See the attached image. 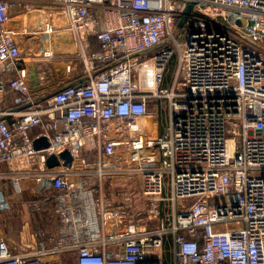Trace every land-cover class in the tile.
Listing matches in <instances>:
<instances>
[{
	"label": "built area",
	"instance_id": "built-area-1",
	"mask_svg": "<svg viewBox=\"0 0 264 264\" xmlns=\"http://www.w3.org/2000/svg\"><path fill=\"white\" fill-rule=\"evenodd\" d=\"M13 10L37 18L52 48L66 36L63 56L84 65L47 103L24 76ZM7 89L24 108L0 106V214L13 209L10 186L48 221L29 247L0 229V264H62L73 252L74 264H264V0H0ZM115 179H137L138 193L113 204L104 184ZM136 200L147 209L135 213Z\"/></svg>",
	"mask_w": 264,
	"mask_h": 264
},
{
	"label": "crops",
	"instance_id": "crops-1",
	"mask_svg": "<svg viewBox=\"0 0 264 264\" xmlns=\"http://www.w3.org/2000/svg\"><path fill=\"white\" fill-rule=\"evenodd\" d=\"M23 17L25 16L19 15L14 19L19 20V18ZM66 41L69 40L67 39ZM21 43V67L23 69L24 76L29 79L30 92L32 96L37 99H40V101L47 103L51 98V95L54 94L57 90L83 78L85 72L84 65L80 62H71L67 60L65 56H63V54L69 52V47L66 46L68 44L67 42L59 41V43L61 44H56L52 48V46L50 45V43H48V41H46V39H34L33 37H31L28 41H22ZM50 55H52V57H54L55 59L47 60L46 58ZM46 67H52L55 70V75L47 81H37L35 78L37 69H43ZM8 79H10L9 76ZM20 96L21 93L13 89H7L0 96L1 108L7 110H19L24 108V106H21ZM0 168H2L0 170H5L3 166H1ZM120 200L121 201H117L113 199L111 200V202L113 204H120L122 202V198H120ZM47 221L48 219L46 217L45 219H38V223L41 224L47 223ZM28 222L29 220H26L23 222V224L26 223L28 226L26 229L28 230L27 233L29 243L19 240L17 241V239L15 240L7 236L6 237L10 239L13 243L18 244L20 246H33L34 243H36V239L34 237V230L31 231V227L29 225L30 223ZM18 237L19 235H17L16 238Z\"/></svg>",
	"mask_w": 264,
	"mask_h": 264
},
{
	"label": "rangeland",
	"instance_id": "rangeland-1",
	"mask_svg": "<svg viewBox=\"0 0 264 264\" xmlns=\"http://www.w3.org/2000/svg\"><path fill=\"white\" fill-rule=\"evenodd\" d=\"M15 17H16V13L13 10L12 12L13 22L11 23V27H12V30H14V32L20 38L21 41L23 42L28 41L31 37H33L34 39H40V38L46 39L47 38V35L44 34L38 26V19L35 18L34 16L33 17L25 16L23 18H19V20L14 19ZM244 31L245 33L243 32L242 35L246 41H248L249 43L252 42V43L258 44L256 40L252 41L254 33L252 32L250 26H247L244 29ZM159 125H160V129L159 127H157V132L159 131V133H163L167 125L165 120H163V122L160 123ZM125 181L126 180L124 179L105 180L106 183L104 184L105 185L104 190H105L106 196L112 200L114 199L117 201H121L120 198H122V194H124L127 191H132L137 194L139 191V183L137 179H134V181H129V183H125ZM8 193L15 200L19 198V196L17 195L13 196L12 189L10 186L8 188ZM29 196L30 194H27V193L23 194L22 197L25 199L24 202L14 200L12 211L9 213L0 214V229L2 230V233L7 237L13 238L15 240L17 239V241L19 240V241H23L27 243H29V238H28V233H27L28 230L26 229L28 226L26 223L23 224V222L26 220H29L28 223H30L29 225L31 227V231L33 230L35 231V226L39 225L38 219L39 218L45 219L46 217L44 215L32 213L28 209L27 200L29 199ZM162 206H165V209L167 210L168 208L167 204L162 205ZM146 209H147V205L142 200H136V203L133 209L135 213L145 211ZM165 212H168V211H165ZM146 218H147L146 215L142 217V219L144 220H146ZM149 225L157 226L158 221L157 220L151 221ZM17 235H19L18 238H16ZM164 255L168 262L173 260V257H172V254L169 248H166V250L164 251ZM74 260H75L74 252L64 254L60 257V261L62 262V264H74Z\"/></svg>",
	"mask_w": 264,
	"mask_h": 264
},
{
	"label": "water",
	"instance_id": "water-1",
	"mask_svg": "<svg viewBox=\"0 0 264 264\" xmlns=\"http://www.w3.org/2000/svg\"><path fill=\"white\" fill-rule=\"evenodd\" d=\"M194 7V4L190 5L187 10H186V14L185 16L182 18V20L180 21V23L178 24L179 28H183L187 19H188V15L191 13L192 9ZM238 24H241V22H238ZM66 36H61L59 39L62 40V41H65L66 39ZM49 146V141L47 139V137H41L37 140H35V148L36 149H42V148H47ZM60 158L62 160H64L66 163H71L73 161V158H72V155L66 151L64 153H62L60 155ZM47 165L50 167V168H55V167H58L60 166V160L58 157L56 156H52L48 159L47 161ZM54 179V175H48L45 182L47 184H50L52 182V180Z\"/></svg>",
	"mask_w": 264,
	"mask_h": 264
},
{
	"label": "bare ground",
	"instance_id": "bare-ground-1",
	"mask_svg": "<svg viewBox=\"0 0 264 264\" xmlns=\"http://www.w3.org/2000/svg\"><path fill=\"white\" fill-rule=\"evenodd\" d=\"M194 156L197 157V155H192L193 158H194ZM81 166H82L81 161L76 160L75 163H74V168H75V169H76L77 167L80 168Z\"/></svg>",
	"mask_w": 264,
	"mask_h": 264
},
{
	"label": "trees",
	"instance_id": "trees-1",
	"mask_svg": "<svg viewBox=\"0 0 264 264\" xmlns=\"http://www.w3.org/2000/svg\"><path fill=\"white\" fill-rule=\"evenodd\" d=\"M94 47H95V49H99L98 44H97L96 41H94Z\"/></svg>",
	"mask_w": 264,
	"mask_h": 264
}]
</instances>
